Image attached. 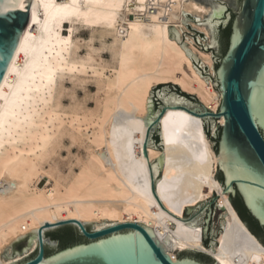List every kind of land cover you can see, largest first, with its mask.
Masks as SVG:
<instances>
[{
  "label": "bare ground",
  "instance_id": "bare-ground-1",
  "mask_svg": "<svg viewBox=\"0 0 264 264\" xmlns=\"http://www.w3.org/2000/svg\"><path fill=\"white\" fill-rule=\"evenodd\" d=\"M16 1L8 9H15ZM183 11L201 20L207 13L204 6L192 0H35L30 24L0 86V264L20 262L21 257L5 261L4 256L6 247L24 235L69 220L111 222L95 230L138 223L154 231L174 261L178 260L177 253L193 249L211 255L219 264H235L227 253L228 241L223 233L217 239L219 247L213 245V253L204 244L203 227L196 237H190L182 229L183 221L179 217L170 221L171 216L163 217L149 203L154 200V194L147 168L163 155L161 151L149 148L145 158L118 159L109 141L116 117L131 123L136 117H145L152 88L157 85L176 84L184 93L197 95L207 109L218 112L221 96L210 81L208 85L193 69L192 60L178 42L170 39L169 27L181 33L184 25L173 19L171 13ZM33 18L36 23L32 22ZM75 23L88 28L105 27L102 37L114 35L116 70L112 78L99 82L97 110L90 115L83 112L82 119L77 117L72 122L79 123L78 127L73 125L78 134L73 137L76 145H91L86 156L75 165L70 161L65 165L57 157L64 133L61 137L58 135L65 122L53 110L52 103L58 76L63 79L65 72L72 73L77 64H83L75 57L70 59L72 49L77 52L82 48L80 43L73 42ZM66 24H71L67 34L63 31ZM90 49L89 58L83 61L92 64V55L96 52ZM82 124H86L85 130ZM194 124L201 126L205 143L214 157V171L207 182V193L194 188L186 176L180 179L179 200L190 207L212 199L216 191L222 192L215 179L220 167L217 154L202 121ZM219 124H225L224 118ZM49 161L54 164L47 173L43 165ZM74 166L79 167V173ZM44 175L53 180L52 188L32 190L35 180ZM229 198V195L222 196L218 204L225 205ZM226 213L230 216L225 220L234 227V232L223 224L225 221L221 225L239 247V231L233 214ZM240 249L246 255L244 262L250 259L248 264H264V255Z\"/></svg>",
  "mask_w": 264,
  "mask_h": 264
},
{
  "label": "water",
  "instance_id": "water-1",
  "mask_svg": "<svg viewBox=\"0 0 264 264\" xmlns=\"http://www.w3.org/2000/svg\"><path fill=\"white\" fill-rule=\"evenodd\" d=\"M12 1L0 0V13H4L0 24L5 36L15 29L19 42L0 44V86L35 7V0H17L15 9L10 10ZM192 1L207 9L202 22L184 11L171 15L196 35L180 29L183 38L175 27H169L170 39L186 51L194 70L208 85L213 82L221 96L218 112L210 111L197 95H187L176 84L157 85L152 88L145 117H136L134 123L116 117L109 141L118 159L145 158L149 148L161 151L163 155L147 168L154 194L149 203L163 217L171 216L170 221L179 217L190 237H196L203 227L204 244L213 253V245L219 247L217 239L223 233L232 261L248 264L250 259L244 262L246 255L240 247L264 255V244L233 204L238 201L264 231V0ZM237 26L243 32L230 71L225 73V58L233 56L231 40ZM229 29L230 36L225 38ZM221 118L225 120L223 126L218 124ZM198 121H202L216 151L220 167L215 179L222 192L216 191L212 199L190 207L179 200L180 179L186 176L194 188L207 193V182L214 171V157L201 126L194 124ZM224 195L230 198L219 205L218 199ZM225 211L233 214L239 247L220 224L225 221L223 224L234 232L225 220L230 214L221 216ZM102 221L69 220L39 228L6 247L4 259L11 261L27 254L38 241L36 250L15 264H219L211 255L193 249L182 252L174 261L152 229L122 223L95 230L111 223ZM261 236L264 239V232ZM63 240L80 243L61 249Z\"/></svg>",
  "mask_w": 264,
  "mask_h": 264
},
{
  "label": "rangeland",
  "instance_id": "rangeland-1",
  "mask_svg": "<svg viewBox=\"0 0 264 264\" xmlns=\"http://www.w3.org/2000/svg\"><path fill=\"white\" fill-rule=\"evenodd\" d=\"M189 15H191L193 17L195 16V15H192V14H189ZM195 17H197V16H195ZM203 20H204V18L201 20V22ZM74 25H75V29H74V32H73V42L74 43H80V47H82V48L81 49L79 48V50H77L78 53L77 52H74V49H72L70 59L75 57V58H77L78 62H83V64H81V63L77 64L76 69L72 73L65 72V75L63 77L64 80L61 79L58 76V78L56 80V83L57 84H55L54 91H53L54 100L55 101L53 100V103H52L53 110L58 111V113L62 117L63 121L65 122L64 123V126H63V128L61 130V133L58 135L59 137H61V134L64 133V136L62 137V139L60 138V142H59L58 148H57V157L65 165L67 163H69V161L71 163L75 162V163H73V165H75L79 160H81V157L83 158L84 156H86V151H88L87 149H89V147L91 145H89V144L84 145V146H82L83 148L80 145H78V143H77L78 146L76 145L75 141L73 140V137L77 136L78 134H77V131L73 130V125H75V127H78L79 126V123L78 122H75V124L74 123L72 124V122L77 117H79L80 119H82V117H83V114L82 113L83 112L86 113V114H88V115H90V114H93L94 111L97 110V107H96L97 106V104H96L97 101L96 100L98 99L99 94H100V89H99L100 88V83L99 82H100L101 79L107 80L108 78H112L114 76L115 70H116L115 69L116 66L114 64L115 63V60H114V50H113V43L115 41L114 35L110 34V36L108 35L106 37H102V33L105 32V30H106L105 27H98V28H91V27H89L88 28L87 26L80 25L79 23H75ZM70 28H71V24H66L64 26V28H63L64 33L67 34L69 32ZM182 28H183L184 34L196 35L194 32H192L187 27H185V25H183ZM175 29L177 30V28H175ZM179 34L184 38L182 32L179 33ZM90 47H91L92 51L94 50L96 52L94 55H92L93 61H94V63H92V64L87 63V61H83V59L86 60V59L89 58L87 56H88V54H89V56L91 54V53H89ZM111 48H112L113 51L111 50ZM95 55H97V57ZM110 61L112 63L113 62L114 63L111 64ZM108 63L111 64V65L109 64L111 69L110 68L108 69V67H109L108 66ZM100 64H102L100 66L101 68L98 66ZM94 65H96V66H94ZM112 65H113V67H112ZM192 65H193V63H192ZM193 69H194V67H193ZM92 71H94V72H92ZM109 76H111V77H109ZM66 77H68V78H66ZM79 80L82 81L83 83L80 82ZM64 81H66V82H64ZM210 82L213 85V82L212 81H210ZM169 84H172V83H169ZM161 85H164V84H161ZM213 87H214V85H213ZM62 90L63 91L65 90L66 92L65 91L64 92L66 94ZM186 94L187 95H190L188 93H186ZM63 96H66V98L65 97L63 98ZM95 96H96V98H95ZM59 97H61L62 99H60ZM59 99H60V101H59ZM78 99H79V101H78L79 103L77 102ZM82 100L86 101L85 103H88V104H85L84 101H82ZM87 100H88V102H87ZM58 101L61 102V103H59ZM60 104L63 105V106L61 107ZM63 107H64V109H63ZM60 109H61L62 112L60 111ZM67 110L69 111V113H67L68 112ZM46 118H48V116ZM69 119H70V121H69ZM96 120H98V119L95 118L94 119V123L97 122ZM66 124H68V125H66ZM218 124H219V122H218ZM81 126H82V130H85L86 129L85 128L86 124H82ZM203 130L205 132V129H203ZM205 134H206V132H205ZM62 143H63V145H62ZM64 144H65V146H64ZM72 144H73V146H72ZM74 159H76V161H74ZM49 162H46L43 165V166H45L43 168H44L45 172H47V173L50 172V170H51L50 168L54 164L53 161H49ZM46 165H47V167H46ZM74 170H75L76 173H79V167L78 166H74ZM65 171H66V169H65ZM48 177H49L48 175H44L43 177L41 176V179L40 178H39V180L36 179L37 182L35 180L36 183L34 182V185H32V190H36L37 187L39 189L52 188V186L54 185V183H52L53 180L50 181ZM224 214H225V212H223L221 214V216H223ZM222 222H224V221H221L220 224H222ZM34 245H33V247H34ZM37 245L38 244L35 245V248L32 247L33 249L31 248L30 251L27 254L21 256V260L20 261H22L24 259V257H27V256L31 255L36 250ZM181 253H177V257Z\"/></svg>",
  "mask_w": 264,
  "mask_h": 264
},
{
  "label": "snow or ice",
  "instance_id": "snow-or-ice-1",
  "mask_svg": "<svg viewBox=\"0 0 264 264\" xmlns=\"http://www.w3.org/2000/svg\"><path fill=\"white\" fill-rule=\"evenodd\" d=\"M21 7H24L22 3H21ZM62 7L67 8V6H62ZM3 16H4V13H0V20L3 19ZM32 22L36 23L35 18H33ZM20 31H21V34H22L24 29L21 28ZM242 32H243V30L239 26H237V29L235 30V32L233 34V38L231 40V48H232V51H233V56H229V57L225 58V60H226V63H225V66H224L225 73L230 71V67L229 66L231 65L232 60L234 58L235 49L237 47V41L241 38ZM18 42H19V38L16 36L15 29H13L12 34L10 36H5L4 31H3V26H2V24H0V44H15V43H18ZM48 79H49V81L52 80L51 75L48 77ZM36 90L38 91L39 89H36ZM5 115H7V114H5Z\"/></svg>",
  "mask_w": 264,
  "mask_h": 264
},
{
  "label": "trees",
  "instance_id": "trees-1",
  "mask_svg": "<svg viewBox=\"0 0 264 264\" xmlns=\"http://www.w3.org/2000/svg\"><path fill=\"white\" fill-rule=\"evenodd\" d=\"M230 36V29L226 35L225 38H229ZM208 135H210V132L208 131ZM234 207L236 209V211L238 212V214L240 215L241 219L246 223V225L248 226V228L251 230V232L264 244V239L261 236V233L264 232L258 225V223L256 221H254L250 216L248 217L247 213L244 211V209L242 208V206L240 205V203L238 201H234ZM80 243V242H78ZM76 243H69L66 240L62 241V245H61V249L67 248L69 246L78 244ZM49 254V253H48Z\"/></svg>",
  "mask_w": 264,
  "mask_h": 264
},
{
  "label": "flooded vegetation",
  "instance_id": "flooded-vegetation-1",
  "mask_svg": "<svg viewBox=\"0 0 264 264\" xmlns=\"http://www.w3.org/2000/svg\"><path fill=\"white\" fill-rule=\"evenodd\" d=\"M247 213H248V212H247ZM248 215H249V214H248ZM249 216H250V215H249ZM208 246H209V245H208ZM208 246H207V247H208Z\"/></svg>",
  "mask_w": 264,
  "mask_h": 264
}]
</instances>
